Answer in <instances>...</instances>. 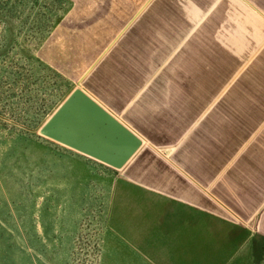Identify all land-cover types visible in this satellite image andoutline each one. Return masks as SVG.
<instances>
[{
  "label": "crops",
  "instance_id": "1",
  "mask_svg": "<svg viewBox=\"0 0 264 264\" xmlns=\"http://www.w3.org/2000/svg\"><path fill=\"white\" fill-rule=\"evenodd\" d=\"M143 39L127 33L107 83L142 149L116 171L64 147L115 175L112 230L143 250L157 235L264 233V0H146Z\"/></svg>",
  "mask_w": 264,
  "mask_h": 264
},
{
  "label": "rangeland",
  "instance_id": "2",
  "mask_svg": "<svg viewBox=\"0 0 264 264\" xmlns=\"http://www.w3.org/2000/svg\"><path fill=\"white\" fill-rule=\"evenodd\" d=\"M145 1L0 0V264H264L258 232L132 248L110 225L115 175L39 135L81 86L132 123L109 66L125 61L127 33L145 44Z\"/></svg>",
  "mask_w": 264,
  "mask_h": 264
},
{
  "label": "water",
  "instance_id": "3",
  "mask_svg": "<svg viewBox=\"0 0 264 264\" xmlns=\"http://www.w3.org/2000/svg\"><path fill=\"white\" fill-rule=\"evenodd\" d=\"M39 135L116 171L144 146L134 131L80 88L66 98Z\"/></svg>",
  "mask_w": 264,
  "mask_h": 264
}]
</instances>
